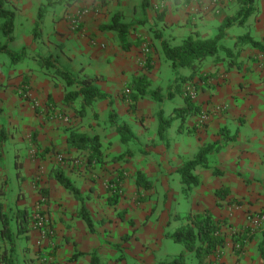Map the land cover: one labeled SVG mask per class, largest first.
Segmentation results:
<instances>
[{"label":"crops","instance_id":"obj_1","mask_svg":"<svg viewBox=\"0 0 264 264\" xmlns=\"http://www.w3.org/2000/svg\"><path fill=\"white\" fill-rule=\"evenodd\" d=\"M59 1L5 0L4 8L15 12L12 41L4 35L0 17V131L5 129L8 133L2 146L4 156L0 158V175L8 179V187L0 190V228L5 214L12 231L11 240L0 232V257L5 254L2 263L172 261L186 247L167 233L185 225L183 217L188 213L209 211L214 218L228 222L222 228L226 244L219 251L220 263L264 264V221L257 219L264 211V50L250 43H236L238 37L248 33L264 47V0L257 1V12L244 26L232 27L227 32L222 45L233 51L231 56L220 50L199 64V74L214 76L200 79L196 75L197 88L187 82L180 90L174 74L162 78V40L176 46L195 33L204 38L213 36L223 18L238 11L236 0H220L218 8L209 0H150L146 9L142 8V0H110L104 17L85 18L82 34L72 29L69 14L87 1L78 0L68 9L65 2ZM59 4L64 7L56 14ZM154 7H163V20ZM41 8L43 24L36 36L34 28ZM190 8L192 12L205 10L202 18L194 20L197 24L191 20ZM116 12H121L123 23L130 24L128 50L123 49L117 31L100 29L110 23ZM155 32L161 33L162 40ZM147 45V58L149 54L153 58L148 73L150 89L160 88L164 100L147 95L131 109L124 93L134 76L147 72L148 62L142 63ZM5 47L17 58L12 59L3 51ZM45 57L76 80L84 76L94 78V85L107 98L96 100L86 108L84 117H77L82 97L70 106L63 102L65 95L78 87L68 85L55 68L50 75L42 62ZM230 61L233 65L229 67ZM189 90L193 91L190 101L200 108L199 113L187 116L183 122L174 118L164 138H160L159 114L162 112L166 119L175 116V107L187 105ZM52 103L57 104L59 113L67 107L74 111L72 115L81 127L77 132L99 135L103 150L105 143L111 142L112 152L114 147L123 153L130 150L131 160L120 162L112 154L105 158V167L104 163L88 165L86 151L67 146L72 160L59 163L56 159L63 155L59 150L65 147L59 136H63L64 128L61 121L50 117ZM110 111L117 113L119 123L131 126L135 140L124 143L115 130L104 143V128L99 119L106 118L111 125ZM202 115L206 118L202 119ZM215 143L206 164L193 170L198 183L184 191L186 186L179 170L201 148ZM8 149L14 158L13 171L5 163ZM16 159L23 164L20 177ZM57 168L80 189L93 230L80 215V201L53 178ZM121 168L128 171L122 192L115 204H110L111 172ZM137 172L153 183L151 189L138 188ZM222 188L229 189L230 194L218 200L217 192ZM23 212H27L28 218L20 227ZM36 213L47 217L53 234L43 235L34 218ZM186 259L188 264H198L194 252H187Z\"/></svg>","mask_w":264,"mask_h":264},{"label":"trees","instance_id":"obj_2","mask_svg":"<svg viewBox=\"0 0 264 264\" xmlns=\"http://www.w3.org/2000/svg\"><path fill=\"white\" fill-rule=\"evenodd\" d=\"M77 1L78 0H73V2L70 3L69 0H60L59 3L65 2L66 9H68L71 5H73V3ZM165 1L166 0H160L161 3H164ZM173 1L179 2L180 0ZM187 1L188 0H186V2ZM257 1L258 0H236L237 4L239 5L238 11L235 14L226 15L223 18V21L218 27L216 33L208 38H204L199 33H195L193 35L187 36L180 45L173 46L166 40H162L161 33L155 32L156 37L162 40L161 47L163 53L165 57L171 61L173 69L176 70L179 67H189L191 69V73L189 75L176 77L175 81L178 82L177 89L180 90L182 84L187 82H191V86L197 88L196 83L194 82L196 75H200V79H208L214 76V74L211 73L199 74V64L204 62L208 57L214 56L220 50L224 51L228 56L233 54L231 49H228L222 45V41L226 37L227 32L232 27L244 26L248 22L250 16L257 12ZM92 4L101 9H105L109 6L110 0H92ZM150 4V0H142V8L146 9L150 7ZM4 5L5 0H0V17L3 19L2 31L8 40L12 41L14 39L15 12L13 10L4 8ZM164 14L165 10L158 14L161 20L164 19ZM43 18L44 9L41 8L38 13V21L34 28V35L36 36L41 31ZM121 19V12H116L112 15L110 23L104 24L100 29L117 31L123 49L128 50L130 48V43H128L126 39L129 33L130 24L123 23ZM239 41L250 43L253 46L264 50L262 43L260 41L254 40L248 33L238 37L236 43ZM3 51L7 52L12 59L17 58L16 54H14L8 48H3ZM42 62L43 65L55 68L56 73L64 78L68 85H76L78 87V90L68 92L65 95L63 102L64 105L70 106L74 104L79 97H82V104L75 114L77 117H84L86 115V108L91 106L96 100L107 98L106 94L102 93L94 85V78L84 76L81 80H76L68 71L56 67L50 57L43 58ZM147 62V72L134 76L128 83L127 90L124 93L125 97L130 103L131 109H135L138 101L147 95L152 96V98L157 101L164 100V96L161 94L160 88H157V90L150 89L152 81L150 80L148 73L151 72L153 67V58L151 54H149ZM232 65L233 63L230 61L229 67ZM25 93L26 91H24L22 95H25ZM185 99L187 105L184 107H175L173 112L175 116L166 119L164 118L162 112L159 114L158 135L160 138H164V132L171 125L174 118L181 119L183 122L187 116L199 113L200 108L190 101V97L187 93ZM56 105L57 104L55 103L49 105L52 115H55L56 112L59 113V111H56ZM50 117L52 118V116ZM109 120L110 124L115 127V130L120 135L122 142L128 143L135 140L136 136L131 126L126 122L119 123L117 113L110 111ZM7 136V131L2 129L0 131V158L4 156L2 146L7 139ZM216 144L217 143L209 144L201 148L196 157L193 160L188 161L179 170V173L182 176V182L186 186L184 191L187 192V190L190 189L192 185L198 183V177L193 174V170L198 165L206 164L207 155L214 149ZM218 145L220 146V142H218ZM67 146L68 148L71 147L81 150L83 153L86 151L85 156L87 157L88 165L103 164L106 161L102 148V141L97 134L81 133L73 129L71 130L68 137ZM15 167L17 169V176L20 177L23 164L21 161H19V159H16ZM53 178H55L66 190L73 194L78 201H80V215L86 220L90 229L93 230V222L84 206L80 189L60 168L54 169ZM123 178L124 176L118 174L110 180V186L108 187V191L112 193L111 197L109 198L110 204H115L119 196L117 193V188L113 189L111 186L116 184L117 187V185L123 182ZM136 182L138 188L143 187L144 189H151L153 187V183L148 180L142 172L136 173ZM229 194L230 191L227 188L218 190V200L226 199ZM27 218V212H23L21 215L22 223L19 222L20 227L27 221ZM183 218L187 223L177 229L174 233H167V236L171 237L178 243H182L186 247L187 252H194L198 264H222L219 261V251L226 244V236L222 232V228L228 223L227 220L216 219L209 211L190 212ZM0 232L4 237L11 240L12 231L10 228V222L7 215L5 214L2 216V226L0 228ZM186 251H182L172 261H164L160 264H188L186 259ZM261 251L264 254V241ZM4 256L2 255L0 257V262H3L2 257ZM213 257H215V259H213ZM4 264L7 263L4 262Z\"/></svg>","mask_w":264,"mask_h":264},{"label":"rangeland","instance_id":"obj_3","mask_svg":"<svg viewBox=\"0 0 264 264\" xmlns=\"http://www.w3.org/2000/svg\"><path fill=\"white\" fill-rule=\"evenodd\" d=\"M84 1H87V4L83 5V7H81L80 9L85 8V9L89 10V13L87 14V18L89 16L92 18L104 17V14H105L104 9H101L99 7L94 6L92 4V0H84ZM209 2H210V4H214L215 8H218L220 0H209ZM58 6H59L58 7L59 10L56 11V14L61 13L62 11H60V8L63 9V7H64L63 4H62V6L60 4ZM176 8H178V7H176ZM80 9H78V10H80ZM154 9H155V13L159 14L162 12L163 7H159V8L154 7ZM190 10H191V8H190ZM204 11L205 10H203L202 8L199 10L195 9L193 12L191 10L190 13L193 14L191 16V20L194 22V20L202 18V16H200V15H202ZM102 24H104V22ZM194 24H197V23L194 22ZM161 63H162V68H163L162 78L166 77L167 75H172V74H174V76L177 77V76H184V74H186V73H189V74L191 73V69L189 67H179L178 69L174 70L172 67L171 61H169L166 57L161 58ZM166 66H167V68H166ZM46 68H47V71L49 72V74L53 75L52 72H53L54 68L50 67V66H46ZM73 112L74 111L70 107H67L64 110L60 111V113H56L55 115H50L52 117H55L59 121H61V123L63 124V128H64L63 136H59V142L65 143L64 144L65 147L62 148L61 150H59L63 155H60L56 159L59 163L64 162V164H67L68 160H72V159H69L71 157H68L67 150H66V147L68 145V137H69L70 132H71L70 129H74L76 131L81 129V127H78V124H76L77 119H74L75 117L72 115V114H74ZM99 121L103 125V126H101V128L102 129L104 128V143H105V140H110V138L108 139V137H110V135H112L115 132V129L113 126L109 125V122L106 118H104V121H103V118H100ZM76 127H78V128H76ZM32 140H35L34 135H32ZM105 145L106 146L103 150L105 158H108V157H110V155L112 156V154H115L113 157L114 160L115 159L117 160V158H118V161H120V162L121 161L129 162L131 160L130 158H132V153H130L131 152L130 150H127L123 153V152H120L117 147H114L113 152H112L110 150V148L112 146V142L111 143H105ZM70 149H72V148L70 147ZM8 151H9V154L7 156V159L5 160V163H7L6 167L10 168L11 171H13L14 170V158L11 154V150L8 149ZM8 151H7V153H8ZM105 162L106 163H104V167L106 166V164H108V161H105ZM113 168H114V166H113ZM114 171L115 170L113 169V171L111 172V173H113L111 175L112 179L115 176H117L118 174H120L122 176H126V172H128V171H126V169L124 170L123 168L117 169L116 172H114ZM122 184L123 183L117 185V187H116V184H113L111 186V188H113V189L117 188V193L120 194L122 192V188H123ZM7 187H8V179L6 178V175H0V190H5Z\"/></svg>","mask_w":264,"mask_h":264},{"label":"built area","instance_id":"obj_4","mask_svg":"<svg viewBox=\"0 0 264 264\" xmlns=\"http://www.w3.org/2000/svg\"><path fill=\"white\" fill-rule=\"evenodd\" d=\"M88 13H89L88 9L82 8L80 10H77L76 12H72L69 14V20L71 23V27L75 32H77L79 34L83 33L82 23L84 22ZM149 49L150 48L148 47V45L145 46V49H144L145 53H144L143 62H142L144 64H146L148 61L147 53L150 52ZM187 94L189 97H193V91L192 90H189L187 92ZM201 117H202V119L203 118L205 119L206 115H202ZM257 217H258L257 219L259 221H264V211L260 212ZM34 218H35V221L37 222L38 226L42 228V232H43L44 236L49 235V234L50 235L53 234V229L51 228L50 222L47 219V217L41 215L40 213H36L34 215ZM0 264H3V263L0 262Z\"/></svg>","mask_w":264,"mask_h":264}]
</instances>
